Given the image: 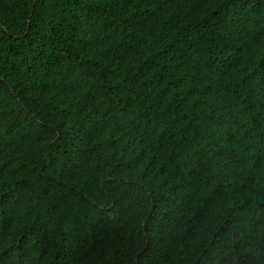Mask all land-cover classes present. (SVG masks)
I'll list each match as a JSON object with an SVG mask.
<instances>
[{
	"label": "trees",
	"instance_id": "obj_1",
	"mask_svg": "<svg viewBox=\"0 0 264 264\" xmlns=\"http://www.w3.org/2000/svg\"><path fill=\"white\" fill-rule=\"evenodd\" d=\"M0 264H264V0H0Z\"/></svg>",
	"mask_w": 264,
	"mask_h": 264
}]
</instances>
